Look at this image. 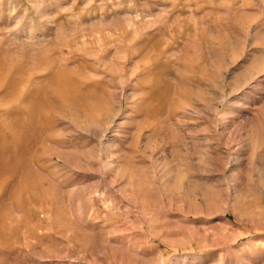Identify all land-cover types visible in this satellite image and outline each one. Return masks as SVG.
Here are the masks:
<instances>
[{"label": "rangeland", "instance_id": "374dc122", "mask_svg": "<svg viewBox=\"0 0 264 264\" xmlns=\"http://www.w3.org/2000/svg\"><path fill=\"white\" fill-rule=\"evenodd\" d=\"M0 264H264V0H0Z\"/></svg>", "mask_w": 264, "mask_h": 264}]
</instances>
